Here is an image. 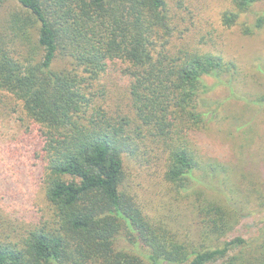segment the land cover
<instances>
[{"label": "trees", "instance_id": "16d2710c", "mask_svg": "<svg viewBox=\"0 0 264 264\" xmlns=\"http://www.w3.org/2000/svg\"><path fill=\"white\" fill-rule=\"evenodd\" d=\"M227 1L226 28L264 2ZM17 2L8 32L36 38L40 58L21 61L2 41L0 91L38 127L51 211L15 239L0 236V264H264V229L252 241L227 240L245 207L211 186L217 168L202 165L192 140L207 127L206 79L234 77L235 62L178 37L168 0ZM263 28V15L242 24L245 35ZM126 161L150 171L163 163L162 183L195 197V236L147 213L126 185Z\"/></svg>", "mask_w": 264, "mask_h": 264}, {"label": "rangeland", "instance_id": "374dc122", "mask_svg": "<svg viewBox=\"0 0 264 264\" xmlns=\"http://www.w3.org/2000/svg\"><path fill=\"white\" fill-rule=\"evenodd\" d=\"M168 1L178 13V37L192 38L205 50L237 65L234 77L225 76L223 83L206 79L211 90L201 96L200 110L206 114L207 127L192 140L202 165L217 168L211 186L216 192L234 195L245 207L240 224L227 240H255L264 229V207L257 200L264 186V28L245 35L242 24L253 25L259 15L264 16V2L257 3L237 25L226 28L221 17L230 6L227 0ZM19 8L17 0H7L0 7V43L15 51L17 59L36 62L40 58L34 57L36 38L29 43L13 39L8 32L10 16ZM64 62L59 60L57 66H65ZM38 134L23 104L12 94L0 91V236L12 235L15 239L45 220L51 211L42 187L44 165L35 150ZM159 164V171H150L126 161V185L148 214L195 236V197L162 183L163 163ZM223 167L226 172H222ZM201 174L203 171L198 172ZM225 178L226 187L220 184ZM120 246L126 247L124 242Z\"/></svg>", "mask_w": 264, "mask_h": 264}]
</instances>
